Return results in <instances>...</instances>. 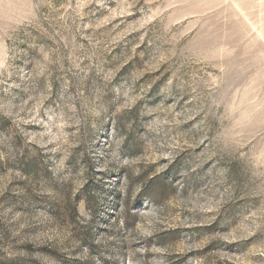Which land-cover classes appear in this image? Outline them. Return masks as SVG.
Returning <instances> with one entry per match:
<instances>
[{"label": "rangeland", "instance_id": "374dc122", "mask_svg": "<svg viewBox=\"0 0 264 264\" xmlns=\"http://www.w3.org/2000/svg\"><path fill=\"white\" fill-rule=\"evenodd\" d=\"M0 264H264V0H0Z\"/></svg>", "mask_w": 264, "mask_h": 264}]
</instances>
